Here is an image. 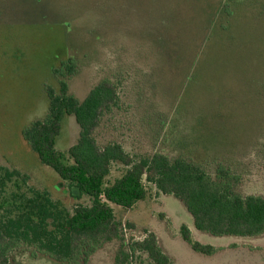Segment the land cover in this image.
<instances>
[{
  "label": "rangeland",
  "instance_id": "1",
  "mask_svg": "<svg viewBox=\"0 0 264 264\" xmlns=\"http://www.w3.org/2000/svg\"><path fill=\"white\" fill-rule=\"evenodd\" d=\"M60 80L79 101L102 80L115 85L117 97L93 132L100 147L117 143L134 160L155 152L184 157L214 179L222 167L232 192L264 196V0H0V166L27 175L18 179L25 193L47 190L72 210L89 198L73 197L22 135L47 117L46 89L57 93ZM78 132L74 115L66 114L55 147L66 152ZM127 167L112 161L106 181ZM143 182L145 200L130 208L111 203L119 236L79 264H116L121 250L130 254L127 264H153L130 247L148 233L171 264H264V231L197 230L177 197ZM21 192L7 182L3 215ZM181 224L215 251L193 250ZM8 264L68 263L19 242Z\"/></svg>",
  "mask_w": 264,
  "mask_h": 264
},
{
  "label": "trees",
  "instance_id": "2",
  "mask_svg": "<svg viewBox=\"0 0 264 264\" xmlns=\"http://www.w3.org/2000/svg\"><path fill=\"white\" fill-rule=\"evenodd\" d=\"M65 66L69 75L75 73L73 59L68 58ZM46 94L47 117L32 121L22 135L40 162L57 173L61 183L78 187L79 195L72 194L71 190L70 194L73 197L85 194L90 203L76 204L69 210L52 199L47 190L27 188V194L19 183L27 175L0 166V264H8V253L19 242L60 263L87 262L102 242L119 236V222L111 203L130 208L147 198L143 177L159 192L177 197L191 214L197 230L239 236H255L264 231V196H241L232 192L230 184L225 182L224 168L219 170L223 174L214 179L200 164L184 157L170 159L155 152L134 160L117 143L100 147L93 132L103 110L117 97L116 87L109 80L94 85L81 101L68 91L65 80L59 81L57 93L47 87ZM66 114L74 115L79 132L77 141L62 152L55 147V141ZM112 161L128 167L119 177L107 182ZM8 181L14 182L22 192L13 197L19 202H11L3 215L6 205L3 191ZM179 232L193 250L207 255L215 251L211 244L193 239L186 224L180 225ZM130 247L146 252L153 264H171L154 233H148ZM129 256L119 251L116 264H127Z\"/></svg>",
  "mask_w": 264,
  "mask_h": 264
},
{
  "label": "water",
  "instance_id": "3",
  "mask_svg": "<svg viewBox=\"0 0 264 264\" xmlns=\"http://www.w3.org/2000/svg\"><path fill=\"white\" fill-rule=\"evenodd\" d=\"M71 192H72V194H78L79 193L78 187L73 186L72 189H71Z\"/></svg>",
  "mask_w": 264,
  "mask_h": 264
}]
</instances>
